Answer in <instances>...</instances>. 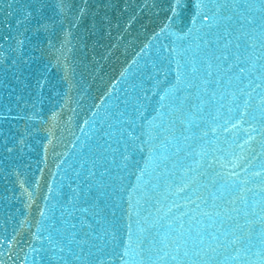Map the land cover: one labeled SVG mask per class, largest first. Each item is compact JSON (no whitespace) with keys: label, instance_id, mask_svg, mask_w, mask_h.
<instances>
[{"label":"water","instance_id":"95a60500","mask_svg":"<svg viewBox=\"0 0 264 264\" xmlns=\"http://www.w3.org/2000/svg\"><path fill=\"white\" fill-rule=\"evenodd\" d=\"M32 3L0 0V262L261 264L262 225L244 218L264 205L258 27L241 29L253 45L241 49L246 71L229 72L239 33L228 27L229 37L225 28L240 25L235 17L220 27L197 18L200 31L189 32L196 0H181L175 15L174 0H43L40 12ZM205 51L229 55L228 62L212 61L211 79L224 86L208 85L207 92L200 85ZM213 204L222 215L224 208L241 210L231 213L244 225L239 255L205 236L198 257L182 250L173 260L171 245L149 253L146 244L140 255L123 256L129 233L133 247L138 238H163L169 224L186 234L191 228L193 236L214 233L217 226L199 216Z\"/></svg>","mask_w":264,"mask_h":264},{"label":"snow or ice","instance_id":"6c2138e0","mask_svg":"<svg viewBox=\"0 0 264 264\" xmlns=\"http://www.w3.org/2000/svg\"><path fill=\"white\" fill-rule=\"evenodd\" d=\"M40 5L39 8H36L35 5ZM181 0H174V3L170 6L171 11L173 15L176 14L177 7L180 6ZM45 5L43 4V0H33V3L31 7L34 11L40 12L43 10V7ZM196 9V14L193 17L192 23H193V29H189V32H192L193 30L199 32V28H195L196 20L197 18H203L205 20H213V24L209 25V27H220L224 22H231L233 21L234 17L236 19V23L240 25L239 28H236L232 24H228L225 28V31H227L228 27H232L234 31L239 33L235 36V40L237 41L235 43V48L237 49L236 53H232V55L235 58L236 63L228 64L227 71H231L233 67L237 68L240 73H243L246 71L245 67L242 65L246 63V59H242L241 56L243 53L241 52V49L248 50L253 47V45L249 44L246 39H244L245 36L248 34L243 32L241 29H243L244 24L253 25L255 24L256 27H258L261 36L264 37V0H259V7H257L256 0H196V3L194 5ZM243 9L244 12H238L237 9ZM254 10L260 13L258 17L255 19H248L246 13L248 10ZM207 10V11H206ZM211 13V15H209ZM28 15H32V11L28 12ZM227 34L229 37L232 36L231 31H227ZM201 40H203V36L200 37ZM241 41H243L241 43ZM22 43V42H21ZM210 43V41H204V46L207 48V45ZM232 40H228L225 44V47H227L228 44H232ZM262 44H264V40L261 41ZM196 47L199 49L200 45L197 44ZM259 59V58H258ZM213 60H223L225 62H228L229 55L225 54L224 52H221L219 55H216L215 52H209L205 51L203 54V58L201 59V64L204 66L203 68V79H200V85L203 88V91L207 92L208 85H216L217 89L223 87V81L221 78H217L215 80L211 79L214 75L212 69H213ZM192 67L191 72L196 73L199 71V69L196 66L195 61H192ZM253 67H255L253 65ZM262 79H264V74L261 76ZM177 83H180V76H177ZM188 88H194L197 87L196 84H193L191 82L187 85ZM256 87H260V85H256ZM176 91H180L179 88L176 89ZM216 89L213 90L212 95H215ZM241 94H243V90H241ZM233 95V100H235V95ZM248 95H251L250 93ZM163 99V97H161ZM197 99L199 100L200 97L197 96ZM247 100L244 101L245 107H247ZM261 103L264 104V97L261 98ZM180 104H183V101H180ZM197 109L199 108V105H195ZM245 113H241L243 115ZM235 126V125H234ZM207 135V133H205ZM185 139H188V137H185ZM12 149H8V151H11ZM179 151V149H177ZM127 158V157H125ZM246 183V182H244ZM185 187H181L179 191L183 192L185 191ZM243 191V189H242ZM264 191V189H262ZM198 199L200 197H197ZM236 199H239L243 201L245 198L243 195H239L236 197ZM190 203L195 204L196 208L199 209L200 205L196 204V200L190 199ZM204 203L207 204L208 201L204 200ZM235 200H228L226 201V204L231 205L234 204ZM221 207L219 205L213 204L212 208L213 211H201L199 213V216L204 217L211 221L212 225H216L215 232H208L207 229H203L202 231H198L195 233V236L192 235V229L189 228L187 234L183 231H176L175 229H172V225L169 224L168 227L170 229V233L165 235L163 238L157 240L156 238H149V237H143V239L138 238V242L136 243V247H133V242L131 238V233H129V242L125 244L123 256H133L140 255V252H137V248H140L142 244H146L147 247L144 249V251L152 253V252H158L162 249L159 246H163V248H168L170 245L172 246L173 252L176 253V255H172L173 260H177V256L181 253L183 250L184 257H188L189 255L193 257L200 256L201 252L204 251L203 245L207 242L205 239V236L210 238L211 241H214L215 244L219 247L223 248H233L237 254L239 255L241 252L245 251V249H242L238 247L240 244L243 243L244 240V225H240L239 222L236 220L235 216H232L231 213L235 212L237 214L240 213L239 208H224L223 215L220 211H216L215 209ZM159 211V209H158ZM171 211V209H169ZM44 213L41 212V216H43ZM183 215H188V213H184ZM251 215L253 217H257L258 221L262 225V232H264V205L261 206L260 211L256 212L255 210L251 211L250 213H245V224L251 225L255 223V220L248 219V216ZM197 223H201L197 218ZM228 221H232V224L230 225ZM176 222L179 224V228H184V223L182 222V217H178ZM75 227V225H73ZM147 231L146 229H141V232ZM69 244L73 243V240L68 241ZM191 243V248L187 247ZM208 248H210L212 251H215L216 248L213 247L211 243L208 244ZM61 252L64 251L63 248L60 249ZM166 255H171V253H165ZM134 258V257H133ZM233 259H236L237 257H232ZM2 264V262H0ZM125 264H127V261H125ZM189 264H195V262H189ZM261 264H264V260L261 261Z\"/></svg>","mask_w":264,"mask_h":264}]
</instances>
